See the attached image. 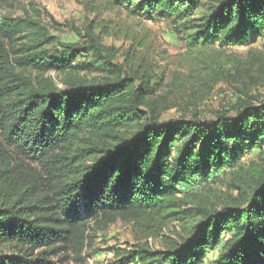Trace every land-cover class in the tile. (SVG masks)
<instances>
[{"label":"trees","instance_id":"obj_1","mask_svg":"<svg viewBox=\"0 0 264 264\" xmlns=\"http://www.w3.org/2000/svg\"><path fill=\"white\" fill-rule=\"evenodd\" d=\"M89 4L80 43L61 42L50 28L62 24L35 5L0 22V264L81 262L91 223L118 219L142 235L116 264H200L215 250L213 264H264V151L242 160L264 149V92L247 83L264 75V48L230 50L264 33V0ZM154 16L185 52L162 48ZM105 37L130 43L123 61ZM220 83L236 98L203 120L198 101ZM222 170L219 194L207 184ZM175 222L162 248L149 243Z\"/></svg>","mask_w":264,"mask_h":264},{"label":"rangeland","instance_id":"obj_2","mask_svg":"<svg viewBox=\"0 0 264 264\" xmlns=\"http://www.w3.org/2000/svg\"><path fill=\"white\" fill-rule=\"evenodd\" d=\"M90 0H0V22L5 19L14 18L25 14L26 9H32L33 5L39 7L42 10L50 12L62 25L59 28H50L51 31L56 34L61 42L72 44L80 43L83 41L78 31H83L90 19L96 17V10L93 8V4H89ZM105 17H111L114 15L104 14ZM103 15V16H104ZM120 16V15H119ZM122 17L127 18L126 13L122 14ZM99 19V18H98ZM50 21V19H46ZM148 27L152 28L162 44V48L168 50L172 55H179L186 51V42L176 31L174 24L167 18L154 16L146 21ZM250 45H241L230 48L231 51L239 52L242 54L248 53L250 47L264 48V33H261L257 38H253L250 41ZM104 43L114 46L118 49L116 61H123L125 59V53L127 52L130 43L116 39L114 37H105ZM57 51L63 52L61 48H57ZM78 60H84V58H78ZM164 63H157V73H161L164 70ZM87 73H99V71L92 67ZM94 75V74H92ZM90 75V76H92ZM247 83L251 87V90L255 92H264V75H260L257 70L252 71V75L247 79ZM237 90L234 86H230L227 83L218 84L213 92L203 97L198 102V111L200 112L201 119H212L214 116L213 111L223 107H229L233 100L236 98ZM183 112L179 106L169 109L163 115L164 119L173 117H180ZM191 115L188 113L187 118ZM264 151L260 147L249 151V153L243 157V161L247 163L252 159L258 158L259 154ZM225 171H221L215 175H218L216 180H211L209 184H213L217 187L219 194L224 193L226 185L223 180H226L228 175ZM220 178V179H218ZM218 179V180H217ZM195 191H201L202 188L198 185L192 187ZM180 224L173 223L169 227H166L157 238L151 237L149 243L155 248L163 247V237L176 236L179 232ZM136 235L141 236V231L135 228L133 222L125 221L122 219L116 220L114 223L106 226L99 224L98 222H92L89 230L90 241L92 242L85 251V259L81 262L67 261L65 263L57 264H116L117 252L125 248L128 244L137 242ZM218 251H209V253L203 258L200 264H213L212 261L218 256ZM57 260V259H55Z\"/></svg>","mask_w":264,"mask_h":264}]
</instances>
